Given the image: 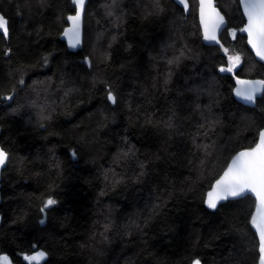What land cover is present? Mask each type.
<instances>
[{
    "label": "trees",
    "instance_id": "trees-1",
    "mask_svg": "<svg viewBox=\"0 0 264 264\" xmlns=\"http://www.w3.org/2000/svg\"><path fill=\"white\" fill-rule=\"evenodd\" d=\"M189 1L187 16L175 0H89L83 47L70 52L62 35L72 0H0V147L9 155L0 255L258 264L255 199L216 211L204 200L264 129V95L253 108L234 97L237 77L264 80V64L239 31V0H217L228 21L221 48L204 45L198 1ZM225 49L241 57L232 73L220 71ZM20 68L31 73L24 84ZM48 198L57 204L41 213Z\"/></svg>",
    "mask_w": 264,
    "mask_h": 264
},
{
    "label": "snow or ice",
    "instance_id": "snow-or-ice-1",
    "mask_svg": "<svg viewBox=\"0 0 264 264\" xmlns=\"http://www.w3.org/2000/svg\"><path fill=\"white\" fill-rule=\"evenodd\" d=\"M113 2L115 3V0ZM178 2L187 8L186 0H178ZM72 3L75 5V15L67 17L72 26L65 30L64 35L68 38L69 45L75 48L80 44V21L85 0H72ZM239 3L243 6L244 15L247 17L246 26L239 31L247 33L248 44L256 55L264 60V0H239ZM200 22L204 30V39L219 43L216 32L225 21L213 6L212 0H200ZM0 32L7 38V21L3 15H0ZM232 35L235 36V30L232 31ZM9 52L10 50L5 54L7 55ZM240 59L239 55L230 56L229 66L221 67L220 71L233 72ZM20 83H23V80ZM236 84L235 95L249 104H254L257 94L264 89V80L253 81L237 77ZM5 99L10 100L12 97L8 96ZM107 100L112 104L117 103V96L110 89L107 92ZM204 148L207 151L208 145H204ZM73 156H75L74 152ZM7 160L8 154L0 148V167H3ZM250 197L255 198L256 205V211L252 215L250 223L259 236V264H264V129L258 132V141L254 147L238 152L231 159L223 174L215 180L206 193L204 203L209 209H216L222 201ZM56 204L55 199L48 198L40 212L45 213L48 208ZM39 223L43 225L45 219H41ZM45 256V252L38 251L33 255H25L24 260L31 264L32 261H38ZM0 260L8 261V257L0 256ZM192 264H201V261L196 258Z\"/></svg>",
    "mask_w": 264,
    "mask_h": 264
},
{
    "label": "water",
    "instance_id": "water-1",
    "mask_svg": "<svg viewBox=\"0 0 264 264\" xmlns=\"http://www.w3.org/2000/svg\"><path fill=\"white\" fill-rule=\"evenodd\" d=\"M176 1V3L185 11V14L188 16L189 14H190V12H191V4H190V1L189 0H186V2H187V8H185L184 7V5H181V4H179V2H178V0H175ZM198 1V21H199V25H200V28H201V32H202V36H203V38H202V40H203V43H204V45H206V46H208V47H218V48H221V41H220V37H221V35H222V33L228 28V21H227V18H226V16L222 13V11L220 10V8H219V6H218V2H217V0H212V3H213V6L215 7V9L217 10V12H219V14L221 15V16H223L224 17V21H225V23L223 24V25H221L220 26V28L217 30V32H216V36H217V40L219 41V43H216L215 41H207V40H205L204 39V30H203V26L201 25V22H200V0H197ZM88 2H89V0H85V4H84V11H83V13H82V16H81V21H80V44L77 46V47H75V48H73V47H71L70 45H69V41H68V38L64 35V33H63V35H62V39H63V41H65L66 42V44H67V46H68V49H69V51L70 52H77V51H79L80 49H82V47H83V43H84V19H85V12H86V8H87V5H88ZM240 7H241V10H242V14H243V16H244V19H245V25L243 26V27H245L246 26V24H247V17L244 15V9H243V6L240 4ZM75 15V14H74ZM72 25H71V21H69V26L66 28V29H68V28H70ZM65 32V31H64ZM243 35H245L246 36V38H247V41H248V36H247V33H243V32H241ZM232 37L233 38H235V36H233L232 35ZM247 46H248V48H249V50L253 53V55H254V57L256 58V60L258 61V62H260V63H262V64H264V60H261L257 55H256V53H255V51L251 48V46L248 44V42H247ZM225 52V51H224ZM226 53V52H225ZM240 79H246V80H253V81H256V80H262V79H251V78H240ZM237 87V84L235 85V88ZM235 88H234V90H235ZM264 95V89H262V91L260 92V93H258L257 94V98H256V101H255V103L254 104H249V103H246V102H244V101H242V100H240L236 95H235V91H234V97L236 98V100L239 102V103H241V104H243V105H245V106H248V107H255L256 106V103H257V101H258V99H260V98H262V96ZM1 148V147H0ZM244 150H246V149H244ZM241 151H243V150H241ZM6 152V151H5ZM240 152V151H239ZM7 153V152H6ZM8 154V153H7ZM236 155V154H235ZM234 155V156H235ZM233 156V157H234ZM232 157V158H233ZM8 161H9V155H8V160L6 161V163H5V165L3 166V167H0V183H1V180H2V174H3V171H4V169L7 167V165H8ZM230 162H231V160H230ZM229 162V163H230ZM228 163V164H229ZM227 167H228V165H227ZM226 167V168H227ZM225 168V169H226ZM223 174V173H222ZM221 174V175H222ZM215 182V181H214ZM205 198H206V196H205ZM252 198H254V197H252ZM238 199H241V198H235V199H230V200H228V201H233V200H238ZM255 199V198H254ZM228 201H222L221 202V204L220 205H222V204H224V203H226V202H228ZM1 202H2V194H1V189H0V205H1ZM220 205H218V207L216 208V209H209L208 207H207V205L205 204V207L208 209V210H210V211H216L219 207H220ZM255 211H256V205H255V209H254V212L252 213V215L255 213ZM252 217V216H251ZM1 216H0V224H1ZM251 220V219H250ZM250 225H251V227H252V229H253V231L256 233V229L252 226V224L250 223ZM256 235H257V238H258V242H259V236H258V234L256 233ZM0 256H7L8 257V261H2V260H0V264H15L13 261H12V259L8 256V255H6V254H2V255H0ZM45 258V257H44ZM44 258L43 259H40V260H38V261H34V263H41L43 260H44ZM259 260H260V252H259ZM258 264H259V261H258Z\"/></svg>",
    "mask_w": 264,
    "mask_h": 264
},
{
    "label": "rangeland",
    "instance_id": "rangeland-1",
    "mask_svg": "<svg viewBox=\"0 0 264 264\" xmlns=\"http://www.w3.org/2000/svg\"><path fill=\"white\" fill-rule=\"evenodd\" d=\"M227 53H229V57H230V56H236V55H239V54H237V53L235 52V50H230V51H229V49H228V51H227L226 53H224V54H227ZM239 56H240V55H239ZM240 58H241V57H240ZM240 63H241V59H240V62L234 67L233 71L237 70V69L240 67ZM17 73H18L20 79L23 80V83H22V84L25 83V81L27 80V78H28V77L30 76V74H31L28 70H24V69H22V68H20V69L17 71ZM231 73H232V72H231ZM33 262H34V261H32L31 263H33Z\"/></svg>",
    "mask_w": 264,
    "mask_h": 264
},
{
    "label": "flooded vegetation",
    "instance_id": "flooded-vegetation-1",
    "mask_svg": "<svg viewBox=\"0 0 264 264\" xmlns=\"http://www.w3.org/2000/svg\"><path fill=\"white\" fill-rule=\"evenodd\" d=\"M244 17V16H243ZM229 32H230V34H231V36H232V31H231V29L229 30ZM242 34V33H241ZM235 35H236V32H235ZM243 35V34H242ZM233 38V37H232ZM222 46V45H221Z\"/></svg>",
    "mask_w": 264,
    "mask_h": 264
}]
</instances>
